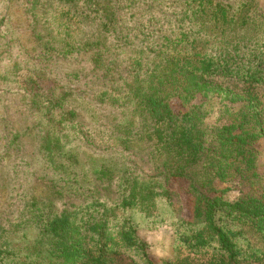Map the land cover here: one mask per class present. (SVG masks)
<instances>
[{"label":"trees","instance_id":"trees-1","mask_svg":"<svg viewBox=\"0 0 264 264\" xmlns=\"http://www.w3.org/2000/svg\"><path fill=\"white\" fill-rule=\"evenodd\" d=\"M170 1L173 4L179 1L182 5L188 6V10L180 8L184 12L180 11L183 16L187 10L201 16L207 20L206 22L212 21L213 25L219 28L230 27L232 25L230 22L243 27L255 24V20H247L250 10L247 0L241 1L240 7L244 15L238 20L230 14L234 9L230 1ZM39 2L44 4L47 0H27L26 6L27 14L33 16L32 26L35 28V40L39 49L37 63L32 65L35 72L29 73V83H37L38 80L47 78V70L44 67L57 54L75 56L74 58L83 55L87 57L92 71L99 72L102 63L109 59L106 56L107 38L117 41L120 38L119 30L126 22L132 18L137 19L138 14L145 11L143 10L145 6L146 11H149L159 1L59 0L60 3H65L62 8L66 15L71 16L68 20L74 21V25L64 27L62 39H58L60 46L55 53L47 44L52 35L37 31L34 24L35 10L40 7ZM184 18L187 19L188 16L185 15ZM258 23L256 29L264 36V23L262 20ZM197 32L182 30L175 36L176 42H172L174 39H166L159 52L152 58L153 69L149 76L143 78V75H140L142 82L153 81L146 91L143 90L141 86L143 83L136 75L143 62V56L139 54L134 64L130 66L127 64L128 71L125 67L115 82L121 84L122 89L118 90L116 86L110 89L100 88L98 98L100 103L108 101L117 103L119 99L135 100L146 110L157 113V116H160L158 121H162L161 115H165L166 119L171 117L168 112V100L174 95L161 92L160 86L164 82L170 83L172 89L176 91L175 85L180 82L177 76L178 69L174 70L176 63L185 60V63L190 65L186 66V71L181 74L185 77L183 82L188 87L189 94L210 88L208 84L211 86V82L216 80H231L236 83L238 86L236 88L242 91H237L236 94L225 92V98L229 94L240 100L246 98L242 100L245 104L220 128L215 140V150L201 163L204 170L193 172V176L189 177L184 173L183 167L175 169L174 166L162 167L161 164L148 163L145 168H151L152 171L144 172L143 166H139L135 161L131 166L139 167L127 177H119L114 182L117 190L115 194H119L117 197L109 193L105 187L103 193L98 192L91 201L83 200L86 203L80 205V208L76 206L77 209L71 208L75 205H67L66 202L59 208L69 191L82 193L79 188H72L73 184L65 176V171L60 170L54 183L46 184L40 196L31 194L25 183L14 180L17 184L15 186L0 177V191H4L6 197L4 201H0V264H114L113 255H122L125 249L135 251L144 259L141 263L130 258V264H246L249 261L264 264V245L259 252L251 251L247 255L238 244L247 232L260 236L264 241V176L256 172V152L253 148L255 143L264 139V93L256 90L258 87L264 88V41L251 48L249 54L237 59H232L228 53L202 54L196 51L194 46L193 51H196L194 53L198 60L190 61L191 55L188 53L190 49L185 47L188 44L197 45ZM189 33L191 35L188 37ZM91 34H93L91 39L83 41ZM176 43L184 46L174 51L177 57L171 54L167 57L165 53H168V47L174 50ZM115 46L116 43H113L112 47ZM163 55L165 60L168 59L166 65L162 61ZM168 67L170 69L164 70ZM165 71L169 74H163ZM173 72L176 74L174 77L176 82H171ZM28 96L34 98L32 103L35 109V123L39 126L36 131L37 148L44 154L43 159L47 160L46 169L57 172L61 168H58L57 152L62 147L81 143L86 136L83 131H79L74 119L69 118L67 114L56 113L58 105H52L45 98L38 97L35 90H29ZM183 100L181 103L184 111L180 119L184 120L181 124L192 121L191 114L194 113L189 107L191 97L187 96ZM143 117L145 121L152 122L146 115ZM174 123L177 124L178 120ZM84 128L88 130L87 126ZM181 128V125L178 126L172 134L173 136L178 134L177 141L181 144L179 148L182 153L187 154L186 162L193 165L201 144L192 143L188 132ZM30 133V126H25L20 136ZM165 137L169 139L168 132L165 133ZM17 138L14 136L11 143ZM72 139L75 142L61 144ZM188 146L192 149V154L189 153ZM166 153L167 159L169 152ZM159 155L163 156V153L159 152ZM164 162L167 161L160 163ZM231 178L247 180L252 193L230 202L216 194L209 196L198 186L203 184V187L210 189L213 182H225ZM178 179L188 183L187 193H190L188 201L192 218L186 220L181 215V206L173 208L174 212L179 213L178 223L182 229L175 237V257L154 262L146 252L145 242L137 236L135 226L118 212L135 209L150 218L156 211V200L162 198L171 207L173 204L170 196L175 193L171 192L168 186L172 180ZM2 210H5L8 216L4 217ZM32 226L36 229V236L31 238L29 243H21V247L14 246L9 236H17L18 239L14 241L21 242L27 238L30 231L28 229ZM182 252L186 253L185 256Z\"/></svg>","mask_w":264,"mask_h":264},{"label":"rangeland","instance_id":"rangeland-1","mask_svg":"<svg viewBox=\"0 0 264 264\" xmlns=\"http://www.w3.org/2000/svg\"><path fill=\"white\" fill-rule=\"evenodd\" d=\"M158 1L153 7L152 4L149 5V8L151 7L149 11H146L145 6L143 8L145 11H141L137 19L132 18L122 28L119 27L120 38L117 41L107 38L106 56L109 59L102 63L99 72L92 71L87 57L83 55L74 58L75 56L57 54L56 56L59 57H52V59L56 58L54 61L51 59L44 67L47 70V78L38 80L37 83H29V73L35 72L32 65L37 63L36 57L39 54L35 28L32 26L33 16L26 12L27 0H0V177L2 180L10 181L15 186L17 184L14 180L25 183L31 194L40 196L45 185L54 183L60 170L65 171V176L73 184L72 188H79L82 193L69 191L59 208H62L66 202L67 205H75H71L73 206L71 208L77 209L81 207L80 205L91 201L98 192L103 193L105 187L109 193L117 197L119 194H115L117 190L114 182L119 177H127L139 166H143L144 172L152 171L151 168H145L148 163L161 164L162 167L174 166L175 169L183 167L184 173L189 177L193 176V172L204 170L201 163L215 150V140L220 128L227 124L236 111L245 104L243 99L246 98L242 101L230 94L225 98V92L236 94L237 91H242L236 88L238 87L236 83L231 80H216L211 82V86L208 84L210 88L189 94L188 87L183 82L185 77L181 74L186 71L185 67L190 65L185 63V60L176 63L174 70L178 69L177 76L180 78L179 84L175 85L176 91L172 89L170 83L164 82L160 86L161 92L174 95L168 100V112L171 117L166 119L165 115H161L162 121H158L160 116H157V113L146 110L135 100L119 99L117 103L109 101L100 103L99 89H110L114 86L118 90L122 89L121 84L115 82L124 72L125 67L128 71L127 64L129 66L134 64L139 54L143 56V62L136 75L142 82L140 75H143V78L149 76V72L153 69L152 58L159 52L161 45L166 39L173 40L182 30L198 31L197 45L188 44L185 47L190 49L188 52L191 55L190 61L198 60L194 53L196 51L202 54L228 53L232 59L249 54L251 48L257 47L264 41V36L256 29L259 20L264 23V0L246 1L250 4L247 20H255L254 25L243 27L230 22L232 25L228 28L216 27L212 21L206 22L207 20L201 16L187 12L188 6L182 5V2L177 1L173 4L170 0ZM228 1L234 8L230 14L238 20L244 15L240 7L243 0H226ZM64 4L59 0H47V3L41 2L40 7L36 8L38 10H35L36 29L52 35V38L47 40V44L53 53L57 52L56 49L60 46L58 39H62L64 27L74 25V21L68 20L71 16L66 15L62 8ZM180 8L187 9L184 14L188 16L187 19L181 14L184 12ZM92 35H87L83 41L91 39ZM187 35L189 37L191 33ZM174 41L175 39L172 42ZM113 43H116L115 47H112ZM180 46L184 44L176 43L174 50L168 47L169 51L165 53L167 57L168 54L177 57L174 51L180 49ZM194 46L196 51H193ZM164 58L163 55L162 61L166 65L168 59ZM175 59L178 62V59ZM168 69L170 67L164 70ZM163 74L169 72L165 71ZM172 76L171 82H176L174 72ZM152 82V80H144L141 85L143 90L146 91ZM29 90H35V94L45 98L48 103L58 105L56 113L67 114L69 118L74 119L79 131H83L86 136L81 143L62 147L57 152L58 168L61 167L57 172L46 169L47 160L43 159L44 154L37 148L36 131L39 126L35 123V109L32 103L34 98L28 96ZM256 90L264 93V88L258 87ZM187 96L191 97L189 107L194 110L191 114L193 119L181 124L184 120L180 119L184 111L181 102H184L183 99ZM145 115L152 122L145 121L143 117ZM176 120H178L177 124L174 123ZM180 125L181 129L188 132L192 143L201 144L193 165L186 162L187 154L182 153L179 148L181 144L177 141L178 134L176 136L172 134ZM25 126H30L31 133L20 136ZM84 126H87L88 130H85ZM166 132L169 134V139L165 137ZM14 136L18 138L11 143ZM70 142L75 140L64 141L61 144ZM188 148L189 153L192 154V149L189 146ZM253 148L256 152V172L264 176V139L255 143ZM166 151L169 152L167 159ZM159 152H162L163 156L159 155ZM135 161L139 166H131ZM161 161L167 162L160 163ZM198 186L209 196L216 194L230 202L245 198L252 193L250 183L239 178H231L225 182L215 181L210 189L203 187V184ZM187 187L188 183L185 180H172L168 188L175 193L170 196L173 205L169 207L168 202L163 198L156 200L157 208L150 218L135 209L118 212L121 217L127 218L135 226L137 236L145 242L146 252L154 262L175 257V237L182 229L179 228L178 223L179 213L174 212L173 208L181 206V215L186 220L192 218L188 201L190 193H187ZM5 198L4 191H0V201H4ZM1 212L4 217L8 216L5 210ZM28 230L30 231L27 233V238L21 242L14 241L18 239L17 236H9L12 244L21 247V243H29L30 239L36 236V229L32 226ZM263 243L260 236L248 232L245 233L244 239L238 241L244 254L247 255L251 251L259 252L263 248ZM123 252L122 255H113L114 264H130V258L135 259L136 262H144V259L131 249H125ZM185 254L182 252L183 256ZM246 264L255 263L249 261Z\"/></svg>","mask_w":264,"mask_h":264}]
</instances>
